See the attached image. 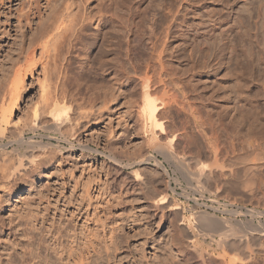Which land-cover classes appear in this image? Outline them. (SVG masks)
<instances>
[{
    "label": "rangeland",
    "instance_id": "374dc122",
    "mask_svg": "<svg viewBox=\"0 0 264 264\" xmlns=\"http://www.w3.org/2000/svg\"><path fill=\"white\" fill-rule=\"evenodd\" d=\"M31 1L0 0V108L2 101L13 108L2 140L15 139L0 149V264H201V248L208 264H223V253L264 264V0H119L125 18L133 7L131 22L145 17V30L154 15L180 7L164 78L152 67L145 74L146 60H123L135 72L110 61L112 50L96 54L94 20L79 41L61 37L44 48L40 34L54 18H65L68 29L97 0ZM146 75L150 97L168 102L175 158L167 159L168 139H152L150 125L142 126ZM17 84L22 94L14 101ZM183 95L191 109L177 104ZM56 106L67 108L58 129ZM209 120L222 152L210 148ZM13 147L27 163L14 179L8 167L20 158ZM160 195L178 208L162 210ZM202 211L212 227L200 225ZM226 234L251 239L246 249H227L216 242Z\"/></svg>",
    "mask_w": 264,
    "mask_h": 264
},
{
    "label": "bare ground",
    "instance_id": "6f19581e",
    "mask_svg": "<svg viewBox=\"0 0 264 264\" xmlns=\"http://www.w3.org/2000/svg\"><path fill=\"white\" fill-rule=\"evenodd\" d=\"M51 1V0H50ZM34 1L32 0L31 1V4L33 3ZM97 4L96 5H94V7H92V5H91V3L90 4H87L86 5V8H85V10H84V12H83V14L79 17V18H72V19H69L70 21V23H71V25H69L68 26V29L70 28V30L72 29V31H70V33H72L70 36H72V37H68L69 36V34L70 33H68L67 31H68V29L66 28L67 26H66V24L64 25V23L66 22V19L65 18H63V17H56V18H54L43 30H42V32H41V34H40V40H43V47L45 48V47H48L51 43L52 44H58L57 42H55V41H58V39L59 38H61V39H63V40H65V38L66 39H70V38H72V39H70V41L71 42H76V41H79V39L81 38V36H83L84 34H86L85 32L89 29V28H91V23H92V21L94 20V21H97V25H98V29H99V34H98V51H97V53L96 54H101L102 56H104V54L105 53H107L108 54V51L110 52L111 50L113 51V53H114V55L113 56H111L112 58L110 59V61L112 60V62H113V60H114V64H119V66H121L120 68H122V69H126V68H128V67H126L127 65H126V62L128 61L129 63L128 64H130L129 66H134V64L133 63H135V62H133L134 60H146V67H145V71H146V73L145 74H148L147 72H148V69L150 70V68L152 67L153 68V70H155V72L157 73V72H159V73H157L158 75H160L159 77H161L162 75H164V74H166V73H170L171 72V70L169 71V67H168V65H167V62H166V60H167V55L170 53L169 51H170V49H169V47H168V45L170 44V39L172 38V33H173V27L174 26H176V24H177V21H178V19H179V17H180V15H181V10H180V7H177V8H173V10H171V9H169V11L168 12H166L165 14H164V16H161L160 17V15L159 16H157V15H154V17L152 18V22L150 21V27H147V30H145V29H143L144 28V26H145V24H144V22H145V17L144 18H142L141 17V19L140 20H138V21H132L131 22V18L134 16V9H133V7H131L128 11V18H125L124 17V14H122V12H120V1L119 0H97V2H96ZM136 11V10H135ZM142 12V11H141ZM138 13V12H137ZM143 13V12H142ZM105 14H107L108 15V17H105ZM163 15V14H162ZM136 16H138L137 14H136ZM143 16V15H142ZM127 17V16H126ZM138 18V17H137ZM140 18V17H139ZM151 20V19H150ZM73 21H75L73 24H72V22ZM64 32H66V33H68V35L67 36H65V33ZM63 36H65L64 38H63ZM68 37V38H67ZM60 39V40H61ZM125 40V41H124ZM145 40H148V48H147V50H150V51H148V53L146 54V56L145 57H143V55L146 53V52H144V53H142V51H145L146 49H144L145 48V45H146V43H145ZM38 41V40H37ZM68 42V41H67ZM60 43V42H59ZM63 43V42H62ZM70 43V42H69ZM33 44H35V43H33ZM55 44V45H56ZM122 44L124 45L123 47H125V51H124V55L122 56V52L123 51H121V48H123L122 47ZM55 45H53V46H55ZM73 45V44H72ZM59 46V45H58ZM107 46H109L111 49H109ZM108 48V49H107ZM111 51V52H112ZM169 52V53H168ZM170 54H172V52L170 53ZM100 55V56H101ZM172 56V55H171ZM124 57V58H123ZM109 59V58H108ZM108 59H106V60H108ZM122 60V61H121ZM123 60H127L126 62H124ZM149 61V62H148ZM137 64V63H136ZM135 64V65H136ZM137 66V65H136ZM117 68V71L118 70H120L119 68H118V66H116ZM138 67V66H137ZM115 68V67H114ZM129 68H133V67H129ZM126 69V70H130V69ZM136 68V67H135ZM135 68H133V70L135 71V70H137V69H135ZM139 68H141V67H139ZM144 68V67H143ZM151 68V69H152ZM31 70H32V68H31ZM30 70V71H31ZM132 70V69H131ZM140 70V69H139ZM144 70V69H143ZM116 71V70H115ZM114 71V72H115ZM142 71V70H141ZM32 72V71H31ZM136 72V71H135ZM134 72V73H135ZM138 72V71H137ZM142 72H144V71H142ZM141 72V73H142ZM153 72V71H152ZM117 73V72H116ZM149 73H151V70H150V72ZM155 73V75H157ZM154 75V72H153V76H155ZM158 75H157V77H158ZM168 75V74H167ZM171 75H173V74H171ZM148 76V77H147ZM166 76V75H165ZM158 77V78H159ZM163 78H164V76H162ZM161 77V78H162ZM169 78V77H168ZM141 85H142V91H143V94H144V98H146V101H145V103H144V105H143V107H142V110H141V113H140V115H141V120H142V126H144V124L146 123V125H150V127L153 129V132H152V139H157V137L158 136H163L164 138H166V139H168L169 141H167L168 142V144H169V147L168 148H166V145H160L159 147H161V148H166V156L168 155V158L167 159H169V158H175V152H174V150L172 149V147H171V144H172V141L174 140V141H176L175 140V136L173 137V135L172 136H170L171 134H170V132L165 128V122H164V114H165V112H166V110H168L167 108H165V106H167L168 105V102H164L163 101V99H162V104L160 105V104H157L156 103V99L155 98H153L152 99V97H150L151 96V94L150 93H152V91H151V86H152V81H151V79H150V77H149V75H146V76H141ZM173 80V79H172ZM155 81H157V78H156V80ZM159 81L163 84L164 82V79H160L159 78ZM170 81V80H169ZM20 82H21V80H20ZM19 82V83H20ZM24 82V81H23ZM155 83V82H154ZM157 83V82H156ZM159 83V82H158ZM19 84H17V86H16V89L14 90V92L11 94V97H9L11 100H17L18 99V97L22 94L21 93V91L22 90H20V87L21 86H18ZM165 86V85H164ZM166 86H167V84H166ZM165 86V87H166ZM24 88V87H23ZM167 88V87H166ZM161 89V88H160ZM165 89V88H164ZM168 90V89H167ZM183 90V89H182ZM180 91L181 92V94H183V91ZM164 93H166V92H164ZM171 93V92H170ZM174 93V92H173ZM184 93H186L185 91H184ZM46 96V95H45ZM181 96V95H180ZM183 96H185V95H183ZM182 96V97H183ZM175 97V96H174ZM179 97V96H178ZM187 96H185V97H183V98H181V100L179 99V101H177V102H179V103H177V104H180V106H182L181 108H183V107H186V105L189 107V109H191L190 107L192 106H190V105H188L189 103H188V99H190V98H186ZM51 98V97H50ZM53 98V97H52ZM143 98V99H144ZM8 99V98H7ZM6 99V100H7ZM45 99L46 98H44V101H45ZM55 99V98H54ZM53 99V100H54ZM47 100H49V99H47ZM46 100V101H47ZM52 100V101H53ZM159 100V99H158ZM169 100V99H168ZM175 100V99H174ZM13 101V102H14ZM18 101V100H17ZM50 101V100H49ZM51 101V102H52ZM176 101V100H175ZM3 103H2V105H1V108H0V149H3V148H5V147H8L9 145H13V141L15 140H13L12 141V139L11 140H8V142L7 141H4V140H2V138H4L3 137V135H2V133H3V130H4V127H5V125H7V123H9L8 121H10L9 120V116H10V112H12V109L13 108H11V110L8 108V107H5L7 104V102H5V101H2ZM43 102V101H42ZM45 103V102H44ZM47 103H50V102H48L47 101ZM55 103V102H54ZM15 104V103H14ZM43 104V103H42ZM171 104V103H170ZM169 104V106H171ZM190 104H191V101H190ZM49 105V104H48ZM47 105V106H48ZM52 105V104H51ZM173 105V104H172ZM50 106V105H49ZM52 106H54V105H52ZM168 106V107H169ZM179 106V107H180ZM45 107V106H44ZM50 108H51V106H50ZM60 107H55V108H53V110L52 111H50V112H52V114L54 115V117H55V120H54V126H55V128L56 129H58L59 127H60V121H59V119L61 118V116H63L62 114L66 111V109H63L62 108V110L60 111V110H58ZM69 109V108H68ZM186 109V108H185ZM188 109V108H187ZM54 110H57L56 112L54 111ZM185 111H187V110H185ZM48 113V112H47ZM189 113V112H188ZM43 114V113H42ZM41 115V114H40ZM191 115H193V114H191ZM195 116H192V117H196V114H194ZM65 116H66V114H65ZM166 116V115H165ZM194 120H195V118H193ZM166 121V120H165ZM210 121V120H209ZM196 123H197V121H195ZM213 121H210L209 123L211 124L210 125V127H211V131H212V133H213V135H214V138H215V141L214 142H211V140H210V143H211V146H210V148L212 149V152L213 153H218V152H222L224 149L223 148H221L220 147V140H219V138H220V136L221 135H219L218 134V132H217V127L215 126V124H213L212 123ZM40 123V122H39ZM42 123V122H41ZM203 123H205V122H203ZM205 124H207V123H205ZM196 125V124H195ZM53 126V125H52ZM8 127V126H7ZM13 127H14V125H13ZM12 127V128H13ZM46 127V126H45ZM72 127V126H71ZM209 127V126H208ZM65 128V127H64ZM158 131H159V133L160 134H158ZM174 131V130H173ZM17 133H19V132H17ZM187 133V132H186ZM173 134V133H172ZM204 135V134H203ZM6 137V136H5ZM9 137V136H8ZM21 137H23V136H21ZM20 137V138H21ZM17 138V137H16ZM65 138V137H64ZM18 139V143L19 142H22V140H19V138H17ZM16 139V140H17ZM22 139V138H21ZM188 139V138H187ZM208 141H209V139H208ZM15 142H17V141H15ZM33 142V141H32ZM24 142H22V144H23ZM30 143V142H29ZM28 143V144H29ZM34 143H36V142H34ZM161 143V142H160ZM187 143V142H186ZM21 144V145H22ZM27 144V143H26ZM28 144H27V146H28ZM37 145H38V143H36ZM192 144V143H191ZM190 144V145H191ZM15 145V144H14ZM17 145H19V144H17ZM16 145V146H17ZM24 145V144H23ZM22 145V146H23ZM188 145V144H187ZM221 145H223V144H221ZM21 146V147H22ZM173 146V145H172ZM20 147V148H21ZM31 148H32V146H30ZM188 147H189V145H188ZM13 148H15V149H13V151L15 152V154L16 155H14V156H17L18 158H20L19 159V161H17V163L15 162V164H13V162L11 163V164H13V165H9V166H12V167H8L9 169H8V176L10 177V178H19V177H21L24 173H25V171H26V169H27V163L26 162H24V160L22 159V157L21 156H24V154L23 155H21L22 154V152H21V154L19 153V151H18V149L16 148V147H13ZM19 148V149H20ZM25 148V147H24ZM225 148H226V146H225ZM21 150V149H20ZM5 151V150H4ZM23 151V150H22ZM190 151V150H189ZM27 152V151H26ZM158 152H160V151H158ZM23 153H25V150H24V152ZM163 153V152H162ZM29 154V153H28ZM12 155V154H11ZM32 155V154H31ZM28 157V156H27ZM154 157V156H153ZM187 157V156H186ZM27 159V158H26ZM15 160V159H14ZM18 160V159H17ZM144 159H142V161H143ZM13 161V160H12ZM16 161V160H15ZM35 161V160H34ZM169 161V160H168ZM31 164H33V161L31 162V161H29ZM181 162V161H180ZM183 163V165H184V162H182ZM5 164H6V162H5ZM9 164V163H8ZM182 165V166H183ZM6 166H8V165H6ZM186 166V165H185ZM181 167V166H180ZM211 168V167H210ZM208 170V169H207ZM211 170V169H210ZM221 170V169H220ZM193 172H196V171H193ZM197 173H198V175L200 176V178L202 177H204V175H205V171L203 170V168H201L199 171L197 170ZM209 173V172H208ZM207 173V174H208ZM196 174V173H195ZM197 175V174H196ZM198 177V176H197ZM209 177V176H208ZM199 178V177H198ZM187 180V179H186ZM209 180V179H208ZM202 181V180H201ZM201 187V186H200ZM158 194V193H157ZM155 196V195H154ZM161 196V195H160ZM156 198H159V197H156ZM155 201V200H154ZM157 202H155V203H157L158 204V206L160 207V208H162V210H165L166 208H169V209H172V210H176V208H178L177 206H173V203H172V201L168 198V196H161L159 199H157L156 200ZM179 210V209H178ZM190 212V211H189ZM195 212V211H194ZM196 213V212H195ZM195 213H193V214H195ZM179 214V213H178ZM181 215V214H180ZM210 215V214H209ZM209 215H208V213L206 212V211H202V213H200V215L198 216V217H200L201 216V219L199 218V220H201V224L200 225H202V226H204V225H206V226H210V227H212L211 226V224H212V222H214V221H212L211 219V215H210V218H209ZM214 216V215H213ZM197 217V218H198ZM214 218V217H213ZM216 218V217H215ZM211 220V222H210V220ZM222 219H220L219 221L222 223H220V225H224V222L223 221H225L224 219H223V221H221ZM198 221V220H197ZM193 222V221H192ZM216 223H217V221H215ZM180 224H182L181 226L183 227V229H182V231H184V233H185V236L188 238V240H189V243L191 244V247L193 246L194 248H196L197 247V244H198V240H197V237H196V234H195V232H193L192 230H191V228H189V226L187 225V223H185L184 221H182ZM225 224H226V222H225ZM199 225V226H200ZM213 225V224H212ZM216 224H214V226H215ZM217 225H219V222L217 223ZM216 225V226H217ZM219 225V226H220ZM196 226H198V225H196ZM198 226V227H199ZM213 226V227H214ZM216 226L214 227V230L213 231H215V229H216ZM227 226H228V224H227ZM230 226V225H229ZM248 226V225H247ZM197 227V228H198ZM224 227V226H223ZM225 227H226V225H225ZM212 229V228H211ZM218 230V229H217ZM216 230V231H217ZM219 230H220V227H219ZM252 231V230H251ZM249 236V235H248ZM218 237V236H217ZM241 237H242V235H241ZM251 237V236H250ZM245 238L246 237H244V238H240V237H235V236H231L230 234H226V235H222L221 237H219V238H217L216 239V242H217V244H219V245H221V246H228V247H226L227 249L229 248V247H231L232 249L233 248H236L237 250H238V248H239V250H240V247L242 248V249H244V247H245V249L247 248L246 247V245H247V243H248V241H246L245 240ZM246 239H248V238H246ZM251 239V238H250ZM250 239H248L249 241H250ZM214 242H215V240H213ZM249 244V243H248ZM248 246V245H247ZM197 248H199V247H197ZM201 248V247H200ZM231 248H229V249H231ZM226 249V250H227ZM194 250H196V249H194ZM198 250V253H197V255H196V258H198V261H200V262H202L201 264H208V262L210 261V259H209V261H208V259L207 258H209V256L208 255H206V253H204L203 251V249L201 248V249H197ZM197 250L196 251H194V252H197ZM236 250V251H237ZM255 250V249H254ZM232 251V250H231ZM246 251V250H245ZM228 252H229V250H228ZM239 252V251H238ZM231 253V252H230ZM244 253V252H243ZM250 252L249 251H247V255L249 254ZM196 254V253H195ZM207 254H209V253H207ZM244 255V254H243ZM246 255V256H247ZM252 255H253V253H252ZM264 255V254H263ZM208 256V257H207ZM211 256V255H210ZM212 256H214V255H212ZM216 256H217V254H216ZM215 256V257H216ZM215 257H213V258H215ZM242 257V256H241ZM249 257V256H248ZM245 258V256L243 257V259H241L240 257H239V259H241L240 261H237V259H234L233 257H231V256H229V255H227V253H223V254H221L220 255V261H222V263L223 264H248V262L247 261H249L251 258H252V256L250 255V259L249 258ZM217 258H218V256H217ZM254 258V257H253ZM211 259H212V257H211ZM246 259H248L247 261H246ZM210 263V262H209ZM251 263V262H250Z\"/></svg>",
    "mask_w": 264,
    "mask_h": 264
}]
</instances>
